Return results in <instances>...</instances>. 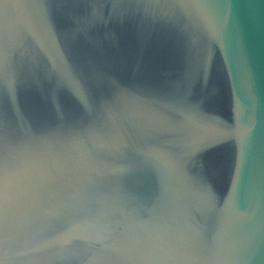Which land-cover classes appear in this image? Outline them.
Masks as SVG:
<instances>
[{
    "label": "water",
    "instance_id": "obj_1",
    "mask_svg": "<svg viewBox=\"0 0 264 264\" xmlns=\"http://www.w3.org/2000/svg\"><path fill=\"white\" fill-rule=\"evenodd\" d=\"M0 264H264V0H0Z\"/></svg>",
    "mask_w": 264,
    "mask_h": 264
}]
</instances>
